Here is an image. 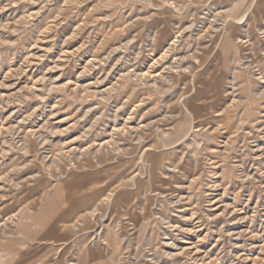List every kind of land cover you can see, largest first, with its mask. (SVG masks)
Returning <instances> with one entry per match:
<instances>
[{
    "label": "rangeland",
    "instance_id": "1",
    "mask_svg": "<svg viewBox=\"0 0 264 264\" xmlns=\"http://www.w3.org/2000/svg\"><path fill=\"white\" fill-rule=\"evenodd\" d=\"M0 264H264V0H0Z\"/></svg>",
    "mask_w": 264,
    "mask_h": 264
},
{
    "label": "bare ground",
    "instance_id": "2",
    "mask_svg": "<svg viewBox=\"0 0 264 264\" xmlns=\"http://www.w3.org/2000/svg\"><path fill=\"white\" fill-rule=\"evenodd\" d=\"M240 21H242V19Z\"/></svg>",
    "mask_w": 264,
    "mask_h": 264
},
{
    "label": "crops",
    "instance_id": "3",
    "mask_svg": "<svg viewBox=\"0 0 264 264\" xmlns=\"http://www.w3.org/2000/svg\"><path fill=\"white\" fill-rule=\"evenodd\" d=\"M73 207V206H72Z\"/></svg>",
    "mask_w": 264,
    "mask_h": 264
}]
</instances>
